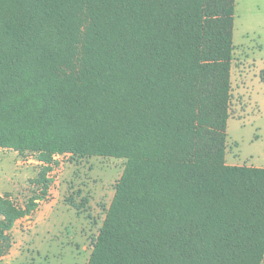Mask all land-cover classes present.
Segmentation results:
<instances>
[{
  "label": "trees",
  "instance_id": "1",
  "mask_svg": "<svg viewBox=\"0 0 264 264\" xmlns=\"http://www.w3.org/2000/svg\"><path fill=\"white\" fill-rule=\"evenodd\" d=\"M235 8L0 0V148L127 160L88 264H263L264 167L226 162ZM34 201L0 197L7 247Z\"/></svg>",
  "mask_w": 264,
  "mask_h": 264
},
{
  "label": "rangeland",
  "instance_id": "2",
  "mask_svg": "<svg viewBox=\"0 0 264 264\" xmlns=\"http://www.w3.org/2000/svg\"><path fill=\"white\" fill-rule=\"evenodd\" d=\"M264 0H236L226 162L264 167ZM125 158L0 148V197L37 206L0 240V264H88L122 177ZM44 166L49 189L37 179ZM49 213V214H48ZM264 264V261H263Z\"/></svg>",
  "mask_w": 264,
  "mask_h": 264
},
{
  "label": "crops",
  "instance_id": "3",
  "mask_svg": "<svg viewBox=\"0 0 264 264\" xmlns=\"http://www.w3.org/2000/svg\"><path fill=\"white\" fill-rule=\"evenodd\" d=\"M49 214V213H48Z\"/></svg>",
  "mask_w": 264,
  "mask_h": 264
}]
</instances>
